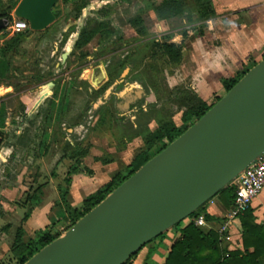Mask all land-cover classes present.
Masks as SVG:
<instances>
[{"label":"rangeland","instance_id":"rangeland-1","mask_svg":"<svg viewBox=\"0 0 264 264\" xmlns=\"http://www.w3.org/2000/svg\"><path fill=\"white\" fill-rule=\"evenodd\" d=\"M14 1L17 0H0V7L6 11ZM86 2L90 4L79 14V5ZM157 2L158 0H60L54 8L58 17L50 27L38 32L30 29L24 32L27 37L19 49L3 54L0 59V72L3 74L0 75V83L4 87L12 85L13 89L10 95H3L0 99V122L6 118L15 122L12 130L9 128L8 132H0L3 143L8 138L3 137L4 133L12 136L20 122L32 133V137L24 140L25 152H19L21 149L17 142L14 159L0 165V197L2 190H9V200L1 198L0 201L2 210L9 212V220L7 217L4 221L0 220V227L7 223L13 225L1 237L3 249L0 264H18L9 250L14 242L16 229L25 216V210L19 206V202L25 199V192L31 193L38 185L49 184L54 171L60 173V179L66 178L71 163L66 157L63 159V156L70 150V143H81L89 150L97 149L106 155L109 152L121 153L127 150L135 155L139 150L136 142L141 140L140 137L143 140L149 131V120L143 118L139 129H134L133 124H137V120H133L131 115L120 118L118 110L137 90L142 92V103L148 100L151 92L160 97L159 101L167 102L165 107L157 109L158 113L153 117L156 123H152L153 129L157 128L159 119H170L173 112L185 110V103L171 101V97L183 88L170 87L169 80L174 79L177 66L170 64L166 57L158 53L154 43L173 40L175 35L184 37V31H188L190 35L197 34L201 27L192 30L186 20L178 18L169 22L168 27H171L173 33L161 32L152 10ZM17 7L12 12L11 22L19 20L15 15ZM137 17L144 20V27L147 29L143 36L138 35L130 24ZM89 20L110 22L117 34L105 39L96 38L86 48L88 57L81 61L73 52L78 35ZM5 30L0 29L3 34L1 39L5 40V47L1 50L7 48L18 35ZM66 53L69 56L64 61L63 55ZM154 54L157 56H153ZM52 82L57 86L61 84L62 87V92H58L56 96L49 89ZM0 92L6 94V91ZM53 101L58 105L55 109L52 108ZM24 102L28 105H24ZM215 102L216 100L211 104ZM135 104L141 105L137 100L132 103ZM175 115L174 120L179 124L182 113ZM48 119H51L49 123ZM64 124L67 129L74 128V133L67 134ZM42 131L45 135L51 132L47 139L50 149L44 157L39 151L38 140H34V136ZM64 160L68 162L64 163ZM127 173L125 172L126 175ZM15 188L21 189L16 193ZM183 224L184 222L174 229H179ZM66 227L64 225V229ZM25 229L29 231L31 225H25Z\"/></svg>","mask_w":264,"mask_h":264},{"label":"water","instance_id":"water-1","mask_svg":"<svg viewBox=\"0 0 264 264\" xmlns=\"http://www.w3.org/2000/svg\"><path fill=\"white\" fill-rule=\"evenodd\" d=\"M59 1L21 0L15 15L30 30L43 31L55 22ZM4 25L0 20V29ZM263 154L264 58L184 134L25 264H126Z\"/></svg>","mask_w":264,"mask_h":264},{"label":"crops","instance_id":"crops-1","mask_svg":"<svg viewBox=\"0 0 264 264\" xmlns=\"http://www.w3.org/2000/svg\"><path fill=\"white\" fill-rule=\"evenodd\" d=\"M213 6L216 11V17L203 23L202 32L204 34L202 36L198 35V32L197 34H189L185 38L181 35H175V38L171 40L172 43L183 46V61L180 66H177L176 74L173 77L174 79L169 80L170 87L182 86V90L189 91L207 104H211L214 100L221 99L227 94L222 83L224 79L232 78L239 72L243 73L250 70L264 58V0H214ZM153 14L156 21H158L154 11ZM11 15L13 16V13ZM169 22L170 21H158V30L161 32L166 31V33H173V31L170 30L171 27H168ZM1 36H3L2 33H0V59H2L3 56L1 49L5 47V40H2ZM66 59H68V57ZM66 59L63 58L64 61ZM61 67H63V65H61ZM2 84L0 83V91H6V94H1L0 92V99L3 95H10L13 90L12 85L4 87ZM49 89L51 92L52 90L54 91V96H56L58 92H62L61 84L57 86L55 82H52V86ZM159 98L160 97L156 93L151 92L148 100L142 103V92H138L137 90L134 96L128 99L129 101L124 102L121 109L118 110L120 114L119 117L123 118L131 115L133 120H137V124H133L134 129H139L141 120L143 118H148L146 115L149 113L152 105H158L157 108L159 109L167 104V102L159 101ZM132 99L134 100L132 101ZM135 100L139 102V105L141 104L140 106L144 111L143 113H139L140 106H138V104L132 105ZM54 101L53 103L51 102L53 104V109L58 106ZM24 105L27 106L28 104L24 102ZM178 113H182L183 115V110L179 109L177 112H174L172 116L174 122L175 114ZM181 118L179 124L175 122L177 125H181ZM148 120L147 127L149 131H155L159 123L157 124V128L153 129L152 126H154V124L152 123H155V118L151 117L148 118ZM13 124H15V122H10L6 118L4 121L0 122V132H8L9 128L12 130L14 127ZM25 126L23 122H20L18 129L13 132L14 134H12V136H6V133H4L5 135H3V137H8L5 143H3L4 140L0 133V165L3 162L8 163L10 160L14 159L16 155L15 144L17 142L20 144L19 147L21 150L19 152H25L23 146L24 140L32 137V133L28 132L29 130H26ZM63 128L66 130L67 134L71 135L74 133V128L70 127L67 129L66 124L63 125ZM49 135H51V132L46 135L40 132V134L37 135L39 151H41L43 157L48 154L47 150L50 149L47 142L45 143L48 137H50ZM140 139L141 140L136 142V146L139 150L135 155H132V152L129 150L121 153L109 152V154L106 155L103 151L90 148L88 155L81 160V166L82 169L89 170L92 174L80 173L72 176V185L70 189V202L72 206L80 207L90 195L96 193L110 183L117 173L126 175L125 172H128V167H130L134 158L145 148L144 137L143 140L141 137ZM41 140H43V146L41 145ZM70 147L75 148L76 144L70 143ZM154 151L155 149L152 153ZM65 157L66 154H64L63 159ZM66 158L71 163L68 167V169H70V167L74 165V162L69 157ZM67 162V160H64V163ZM64 179L65 177L60 179V173L54 171L51 175L49 184L46 185V195L42 205L33 208H23L25 210L24 215H30L25 225H31V229L27 231L25 225H23L27 238H34L37 231L46 228H49L53 234H60V237L66 232L64 225H67V222L65 221L64 210L60 205L61 198L59 192V188L64 185ZM19 189L21 188H15L16 193L20 191ZM7 191L9 190L5 189L1 191L2 195L0 201L1 198L9 200ZM208 204L206 213L210 215L214 221L207 222V227L202 229L206 232L210 230L218 231L221 222L231 208L227 209L217 197L212 199ZM16 208L17 207H15L14 212ZM251 209L254 213L255 222L264 226V190L254 200ZM3 211L5 215L0 220H3L5 217L9 220L8 210ZM14 212L12 211L11 214ZM192 219L185 221L183 226L179 229L173 228L162 237L147 244L128 264H165L174 243L182 238L183 229L191 224ZM8 224L13 227L11 223H7L6 225ZM234 234L237 243L241 246L239 250L243 251L242 236L235 226ZM221 245L222 248L228 252L237 251L231 244L221 243ZM2 249L3 245L0 246V261ZM9 252V254L13 255L11 249ZM261 264H264V260H261Z\"/></svg>","mask_w":264,"mask_h":264},{"label":"trees","instance_id":"trees-1","mask_svg":"<svg viewBox=\"0 0 264 264\" xmlns=\"http://www.w3.org/2000/svg\"><path fill=\"white\" fill-rule=\"evenodd\" d=\"M69 0H64L68 2ZM214 0H158L154 4L152 10L154 11L159 22L170 21L174 19H184L192 26V30L200 28L198 35H203V23L209 19L216 17V11L213 6ZM19 0L14 1L10 8L6 11L0 7V19L12 20V12L17 7ZM90 2L80 4L78 13H82ZM55 18L58 13L54 11ZM77 19V18H75ZM133 28L136 29L138 35L146 34L147 29L144 27V20L137 17L130 21ZM117 34V30L110 22L89 20L81 29L77 41L75 43L73 54L78 55L81 61L86 60L88 52L86 48L96 38L105 39L113 37ZM187 37L188 31L182 34ZM27 37L26 33L18 34L7 48L1 50L2 54L8 52H15L19 49L23 40ZM170 39V38H169ZM154 48L158 53H161L168 59V62L175 66H180L183 61V46L177 45L166 40L164 42L154 43ZM153 56H157L154 54ZM239 72L232 78L223 80V85L226 92L230 91L248 72ZM0 75H3L0 72ZM220 99H217L216 104ZM172 102L185 103V110L181 118V125H177L170 115V119H159V126L155 131H148L145 136V148L134 158L130 167H128L127 175L117 173L110 183L98 190L96 193L90 195L80 207H73L70 202V189L72 185V176L80 173H87L91 175L89 170L82 169L81 160L89 153V148L83 147L82 144H77L75 148H71L66 153L73 162L64 179V185L59 188L61 206L65 213V221L67 222L66 231L72 228L81 218L93 210L103 200H105L114 190H116L124 181L130 178L133 174L138 172L147 162L153 157L161 153L172 142L184 134L195 122L202 118L214 104H207L187 90H179L177 94L171 97ZM166 106V105H165ZM164 106V107H165ZM158 105H152L146 117H154L158 113ZM140 106V112L143 113ZM51 119H48V123ZM44 131L41 132V134ZM34 140H38L34 136ZM47 140L45 141V143ZM43 146V140H41ZM155 151L152 153V151ZM46 184L38 185L31 193H25L26 197L19 202L22 208H33L42 205L45 193ZM236 195V186L231 184L226 189L221 191L216 197L230 209L233 205ZM4 211L0 205V219L4 217ZM203 215L206 222H212L214 219L206 213V207L201 208L192 217L197 218ZM30 218L26 214L22 219L21 225L16 229L15 239L11 246V252L16 258L18 264H25L35 254L40 252L43 248L51 244L60 237V234H53L49 228L39 230L35 233L34 238H27L26 232L23 228ZM234 226L238 229L242 236L243 251L237 250L228 252L222 248L218 231L210 230L206 232L202 228L197 227L194 223L188 225L182 231V238L176 241L168 255L165 264H261L264 260V226L255 222L253 210L250 208L244 214L237 216L233 221ZM12 229L11 225L0 227V246L1 237L7 234ZM136 256V255H135ZM134 256V257H135ZM134 257H132L126 264H128Z\"/></svg>","mask_w":264,"mask_h":264},{"label":"built area","instance_id":"built-area-1","mask_svg":"<svg viewBox=\"0 0 264 264\" xmlns=\"http://www.w3.org/2000/svg\"><path fill=\"white\" fill-rule=\"evenodd\" d=\"M4 28L6 32L12 34L24 33L30 29V25L25 20H4ZM236 186V195L233 205L224 220L218 228L220 241L223 244H231L236 250L241 249L237 243L234 234V219L244 214L252 207L254 200L264 190V154L253 162L237 179L233 182ZM191 223H194L199 228L207 227V222L203 215L193 218Z\"/></svg>","mask_w":264,"mask_h":264}]
</instances>
